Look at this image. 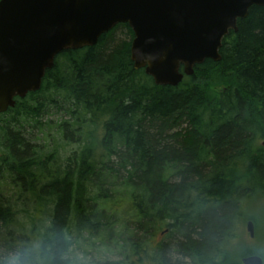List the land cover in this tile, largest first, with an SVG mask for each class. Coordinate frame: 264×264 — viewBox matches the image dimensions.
<instances>
[{
	"label": "trees",
	"instance_id": "16d2710c",
	"mask_svg": "<svg viewBox=\"0 0 264 264\" xmlns=\"http://www.w3.org/2000/svg\"><path fill=\"white\" fill-rule=\"evenodd\" d=\"M117 24L0 114V264H241L264 203V8L176 86Z\"/></svg>",
	"mask_w": 264,
	"mask_h": 264
},
{
	"label": "water",
	"instance_id": "95a60500",
	"mask_svg": "<svg viewBox=\"0 0 264 264\" xmlns=\"http://www.w3.org/2000/svg\"><path fill=\"white\" fill-rule=\"evenodd\" d=\"M252 6L264 0H0V114L40 89L59 53L92 47L117 24L133 34V69L176 87L206 59L220 60L223 38ZM246 231L252 238V222Z\"/></svg>",
	"mask_w": 264,
	"mask_h": 264
},
{
	"label": "rangeland",
	"instance_id": "374dc122",
	"mask_svg": "<svg viewBox=\"0 0 264 264\" xmlns=\"http://www.w3.org/2000/svg\"><path fill=\"white\" fill-rule=\"evenodd\" d=\"M255 197L256 196L252 197L251 201L247 202L244 207L242 222L237 224L236 241H239L238 249L249 254L248 256L260 257L262 259V264H264V203L260 197ZM248 221L253 224L252 238L246 231V223Z\"/></svg>",
	"mask_w": 264,
	"mask_h": 264
},
{
	"label": "clouds",
	"instance_id": "9594fccd",
	"mask_svg": "<svg viewBox=\"0 0 264 264\" xmlns=\"http://www.w3.org/2000/svg\"><path fill=\"white\" fill-rule=\"evenodd\" d=\"M17 264H19V262H17Z\"/></svg>",
	"mask_w": 264,
	"mask_h": 264
}]
</instances>
